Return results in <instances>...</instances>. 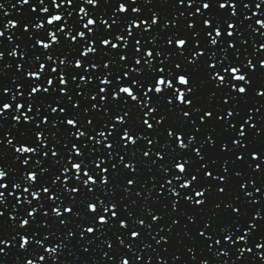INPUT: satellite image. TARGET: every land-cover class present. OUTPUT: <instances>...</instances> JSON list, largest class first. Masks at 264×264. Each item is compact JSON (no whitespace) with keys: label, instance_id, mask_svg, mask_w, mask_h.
Masks as SVG:
<instances>
[{"label":"snow or ice","instance_id":"1","mask_svg":"<svg viewBox=\"0 0 264 264\" xmlns=\"http://www.w3.org/2000/svg\"><path fill=\"white\" fill-rule=\"evenodd\" d=\"M0 264H264V0H0Z\"/></svg>","mask_w":264,"mask_h":264}]
</instances>
